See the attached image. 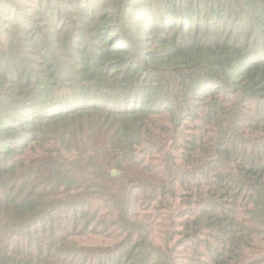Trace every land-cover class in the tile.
I'll list each match as a JSON object with an SVG mask.
<instances>
[{
    "label": "trees",
    "instance_id": "16d2710c",
    "mask_svg": "<svg viewBox=\"0 0 264 264\" xmlns=\"http://www.w3.org/2000/svg\"><path fill=\"white\" fill-rule=\"evenodd\" d=\"M264 0H0V264H264Z\"/></svg>",
    "mask_w": 264,
    "mask_h": 264
},
{
    "label": "rangeland",
    "instance_id": "374dc122",
    "mask_svg": "<svg viewBox=\"0 0 264 264\" xmlns=\"http://www.w3.org/2000/svg\"><path fill=\"white\" fill-rule=\"evenodd\" d=\"M262 53H264V51Z\"/></svg>",
    "mask_w": 264,
    "mask_h": 264
}]
</instances>
